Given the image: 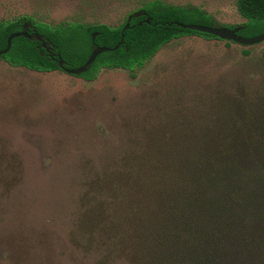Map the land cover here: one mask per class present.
Listing matches in <instances>:
<instances>
[{
    "label": "rangeland",
    "instance_id": "1",
    "mask_svg": "<svg viewBox=\"0 0 264 264\" xmlns=\"http://www.w3.org/2000/svg\"><path fill=\"white\" fill-rule=\"evenodd\" d=\"M150 1L0 0V22L117 27ZM158 1L245 22L236 0ZM257 126L264 42L185 37L134 75L103 70L92 82L0 62V264H140L183 158L214 130ZM259 252L252 264H264Z\"/></svg>",
    "mask_w": 264,
    "mask_h": 264
},
{
    "label": "trees",
    "instance_id": "2",
    "mask_svg": "<svg viewBox=\"0 0 264 264\" xmlns=\"http://www.w3.org/2000/svg\"><path fill=\"white\" fill-rule=\"evenodd\" d=\"M245 20L221 26L195 7L169 6L154 0L143 4L117 27L80 23L49 26L29 17L0 22V62L39 73L60 71L86 82L103 70L134 75L165 45L198 36L183 29L197 25L227 29L242 39L264 34V0H236ZM21 34L10 41L13 34ZM25 33L26 35H22ZM230 43V42H229ZM105 49L79 74L95 50ZM183 158L181 182L160 195L154 231L144 241L140 264H247L261 256L264 244V128L215 131ZM249 257L250 261H249ZM260 259V258H259Z\"/></svg>",
    "mask_w": 264,
    "mask_h": 264
},
{
    "label": "water",
    "instance_id": "3",
    "mask_svg": "<svg viewBox=\"0 0 264 264\" xmlns=\"http://www.w3.org/2000/svg\"><path fill=\"white\" fill-rule=\"evenodd\" d=\"M180 27L183 28V29L196 31V32H199V33L209 34V35H212V36L216 37L218 40L230 42V43H233V44H237V45L242 46V47H251V46L258 45V44H261V43L264 42V34H262V35H260L258 37L252 38V39H242V38L237 37L234 33L229 32L227 29L208 28V27L197 26V25H187V26L180 25ZM20 35L21 34L17 33V34H13V35H11L9 37L7 48L4 51V53H6L9 50L10 41L13 38H16V37H18ZM22 35L25 36L26 34L23 33ZM105 51H107V50H105V49L95 50L92 53V58H90L88 60V62L85 64V66H83L81 69H78L76 71L71 72V74L76 75V74H79L82 71H84L85 68L90 64V62L94 59V57L96 55H98L99 53L105 52Z\"/></svg>",
    "mask_w": 264,
    "mask_h": 264
}]
</instances>
